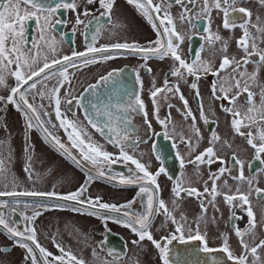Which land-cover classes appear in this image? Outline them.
<instances>
[{
    "label": "snow or ice",
    "instance_id": "6c2138e0",
    "mask_svg": "<svg viewBox=\"0 0 264 264\" xmlns=\"http://www.w3.org/2000/svg\"><path fill=\"white\" fill-rule=\"evenodd\" d=\"M127 3L133 5L147 19L156 32L155 40H150L146 44L115 42L96 46L98 36L105 28L102 21L110 23L112 29L123 27L119 22L112 20L115 0H0V88L8 89L7 95H0L2 106L0 111H7V106L12 105L23 116L25 127L23 152L26 155L24 173L33 182L40 178L33 168L34 145L29 138V131L34 128L42 132L44 140L56 147L75 165L85 169L90 164L95 169V174L88 169L84 183L75 191L66 194L57 193L55 190L19 191L17 177L11 174L8 167L12 159V149L9 146L7 156L0 152V181L6 185L5 190H0V197H41L64 203L50 206L46 203L28 204L19 199L12 204L8 200H0V228L7 233L13 248L23 249L24 264H89L55 237L51 238V242L58 254L50 251L39 240L35 221L42 215V210L49 207L66 208L71 203L72 211L96 217L104 226L102 239L92 246V255L98 261L100 256L96 249L104 250L109 244L111 229L108 228V223L112 222L135 234L133 245L140 247L144 241L150 242L156 250L160 264H173L170 246L174 241L184 245L198 242L197 248L192 249L189 254L205 253L208 257L203 261H197V264H264V239L257 236V227L264 229V209L261 212V220L258 221L252 203L253 197L264 200V188L258 185L255 175H245V161L239 158L233 143L220 132L210 130L207 146L200 148L201 141L205 139L200 122L205 126H218L216 105L219 101L221 111L229 117L228 127L232 134L243 138L254 151V159L264 165V160H261V156L264 155V83L260 80V72L264 69V47L260 46L264 44V0H255L254 6L246 5L245 0H127ZM173 5L181 9L178 19L186 22L191 28L197 27L196 21L207 22L203 29L205 33L203 39L220 53L218 65L214 61L202 59L199 53L191 62L183 58L181 45L185 34L177 30V17L171 14ZM69 11L75 15L73 34L81 25L85 29L82 35L86 41L89 39V29L93 30V34L91 42L86 43L85 51L72 48L69 54H60L58 48L60 41L51 33L57 25L66 23L65 20L56 17L63 16ZM213 12L222 16L223 29L229 32L240 29L241 34L234 38L239 57L229 52L233 37L225 38L219 30L212 31ZM29 22L36 25L37 34L42 42L40 45L28 39ZM203 50L202 46L201 51ZM125 55L138 56L142 59L144 63L139 68L148 73H151L152 69L147 62L153 57L161 60L169 58L173 61V65L165 74L163 85L158 87L154 78L149 89L153 116L163 128L162 133L153 132V135H162L166 140L172 138L169 133V126L172 124L171 113L161 118L160 103L167 101L170 96L175 97L182 102V106L177 110L184 121H191L188 124L189 134L185 135L183 132L177 134L179 144L185 146L189 157L185 160L180 151H176L175 156L180 167L184 169L186 164L192 165L197 177H202L201 166L209 169L207 179L203 180L202 190L192 183L186 185L183 180H176L171 188V207L161 198V186L158 182L161 174L167 175L169 180L173 179L168 175V169L163 166L165 158L162 150L158 149L156 144L152 145L156 153L155 159L161 164L155 171L151 169L149 162L142 161L127 150L141 142L139 136L133 137L129 132L128 126L132 123L130 113H142L147 130L152 131V122L148 120L149 113L142 98L144 82L139 69H132L139 87L133 91L125 89L127 103L113 105L108 102L103 106L99 103V89L121 82L124 68L113 69L100 75L96 82L87 84L79 94L74 95L72 91L75 72H70L69 69L79 71L82 67L106 63L117 56ZM250 63L255 65L252 71L248 70ZM202 75L216 78V82L210 85L207 105L200 89ZM173 77L176 78L175 81L170 82ZM188 77H192L191 82ZM8 78L14 79V86L8 85ZM181 83L192 90L193 99L197 104L195 112L181 90ZM89 92L95 99H88L85 105L84 93ZM242 96L246 107L238 103ZM37 98L41 102L33 103ZM44 100L53 105L55 119L59 120V125L52 123ZM74 101L78 107L84 109L86 124L80 121L75 113L73 118H70L67 115L70 108L62 110V105L70 106ZM225 101L227 103H224ZM167 107L171 109L175 105L169 103ZM89 108L92 109L91 114ZM101 118H106L105 122L101 123ZM2 123L0 119V124ZM87 126H91L104 136L108 143L118 146L119 154L114 155L104 150L102 144L93 140ZM57 127L67 132L69 145L66 146L61 138L50 130ZM2 146L3 142H0V147ZM172 147L178 149L175 140ZM224 150L230 151V157ZM229 159L232 162L231 166L228 164ZM118 162L126 165L130 163L134 168L128 167L129 175L112 174L111 165ZM214 164L221 166L213 171L211 166ZM248 167L251 169L252 164ZM233 168L237 169L236 174L233 173ZM260 171L264 172V167ZM183 175L181 172V176ZM225 175L236 181L235 191L227 179L222 180ZM101 178L121 185L138 186L136 197L118 205L104 202L100 196L88 195L91 183ZM217 197H222L224 204L229 208L228 219L232 229L231 234L227 231L220 233L217 237L218 246L212 247L207 226L209 223H217L216 213H220L221 217L223 215L217 205ZM188 198H194L199 204V213L192 222H189L188 216L181 211L182 202ZM137 201L140 202L142 210L133 208ZM209 208L213 210L211 216ZM27 209L31 210V215L27 214ZM237 210L244 211L248 217L243 229L236 223L243 219L237 216ZM17 214L22 217L23 225L13 219ZM158 215L165 217V224L162 227L167 223L174 226L173 230L159 239L152 231L153 219ZM73 231L82 237L85 243L90 239L79 229L73 227ZM232 234L237 239L239 252L232 247ZM9 251V246H0V264H7L5 257ZM107 254L113 260L120 258V253L113 247L107 248ZM101 264L111 262L105 259ZM134 264H140L139 260H135Z\"/></svg>",
    "mask_w": 264,
    "mask_h": 264
},
{
    "label": "flooded vegetation",
    "instance_id": "af4514ba",
    "mask_svg": "<svg viewBox=\"0 0 264 264\" xmlns=\"http://www.w3.org/2000/svg\"><path fill=\"white\" fill-rule=\"evenodd\" d=\"M246 5L254 6L255 0H245ZM181 9L177 5H173L171 9V14L177 17L176 24L177 30L185 34V39L181 45V51L183 58L188 62H191L197 53L201 55L202 59L214 61L216 65L219 64L220 53L216 52L215 49L210 47L207 42L203 39L205 35L203 29L206 25V21H196V28H191L186 22H181L178 17ZM66 21V23L57 25L52 31L51 35L60 41L58 48L60 54H69L72 48L77 51H85L86 43L91 42V35L93 30L89 29V39L85 40L82 33L85 31L84 26H79L76 33H72V26L75 21V15L72 12H66L63 16H57ZM112 20L114 22H119L123 27L118 29H112L111 24L106 20L102 21L105 24V28L102 30L101 34L98 36L96 46L111 44L115 42H138L140 44H146L150 40H155L157 38L155 30L151 27L147 19L140 14V12L133 6L127 3V0H115V6L112 13ZM95 23L92 26L94 29ZM212 31L219 30L220 34L225 38L233 37L230 42V54H235L239 57V53L236 49L235 39L239 37L240 29L237 28L233 32L223 29L222 27V16L218 15L216 12L212 13ZM29 41H35L38 45L42 42L37 34L36 25L34 22H29L28 30ZM31 44H29V47ZM203 46V51L201 47ZM264 47V44L260 45ZM217 48L219 45L216 46ZM144 61L138 56H117L115 59L110 60L106 63H96L89 65L87 68H81L79 71L76 69H69L70 72H75V76L72 81V91L73 94H79L89 83H94L98 77L102 74H106L108 71L113 69L124 68L123 79L118 82L115 86H102L99 89L100 98L99 103L103 106L104 103L110 102L111 104L116 103H127L128 96L125 93V89L133 91L138 89V85L135 81L134 73L132 69H139L140 76L144 82L142 98L145 102L147 111L149 113L148 120L152 122V131L147 130V124L145 123V118L142 113H130L132 117V123L128 126L129 132L133 137L139 136L141 142L138 146L129 147L127 150L130 154H134L137 158L142 159V161H147L151 164V169L153 171L161 167L159 161L155 159L156 153L153 151L152 145L156 144L158 149H161L164 156V167L168 169V175L173 177L172 180L168 179V176L161 174L158 178V182L161 186V198L169 203L171 207L172 193L171 188L176 180H183L185 184L192 183L194 186L201 187L203 180L207 179L209 169L206 166H201L202 177H197L195 169L192 165L186 164L184 169H181L178 158H176L175 153L177 150L185 157L187 160L188 150L183 144H179L177 139V134L183 132L185 135L188 133V124L191 121H184L182 115L177 110L182 106V102L175 97H169L167 101H161L160 103V116L164 118L171 113L172 124L169 126V133L171 139H164L162 135L155 136L153 132L162 133V126L155 120L153 116V105L149 95V89L152 87V81L155 78L156 85L162 86L165 74L169 71V68L173 65V61L169 58L163 60L153 57L149 60L148 66L151 67L152 72L148 73L143 68H139ZM14 67V66H13ZM254 64L248 65V70L252 71L254 69ZM176 78H171L170 82L175 81ZM189 82H191L192 77H188ZM260 80L264 83V69L260 72ZM216 78L208 75L201 76L200 89L201 93L205 98V104L207 105V97L210 95L209 88L211 83H215ZM8 85L14 86V79L8 78ZM67 87V86H66ZM181 90L185 97L189 100V104L195 112L197 109L196 101L193 99L192 90L186 85L181 83ZM64 90L62 89V93ZM8 89L0 88V95H7ZM85 100L84 104L87 105L88 99H95L92 94L84 93ZM109 96H111V101H109ZM258 101V98H257ZM41 101L37 98L33 103L39 104ZM43 103L46 105V110L50 113V117L53 124L59 125V120L55 119V111L53 105H51L47 100ZM171 103L175 107L169 109L167 105ZM224 103H227L226 101ZM240 105H244V97L242 96L238 101ZM220 102H217L216 112L219 118L218 126H205L200 122V127L202 133L205 137L201 141L200 148L203 149L207 146V138L209 136L210 130H215L220 132L222 136L229 139L230 142L234 141L233 134L228 127L229 117L227 114L223 113L219 107ZM2 107V106H0ZM70 108L67 111V115L73 118V113L79 118L80 121H84V109L78 107L76 102L70 106L62 105V110ZM115 111V109H113ZM92 109L89 108V113L91 114ZM0 119L3 123L0 124V142H3V146L0 147V152H3L5 156L8 154L9 146L12 149V159L8 167L10 168L11 174L17 177V183L19 188L17 190L23 191L35 190V191H53L57 193L66 194L70 191H75L80 185L86 180V171L88 169L92 170L95 174V169L92 165L88 164L87 168L82 169L75 165L70 159L62 155V153L54 147L52 144L46 142L43 137V133L37 129H32L29 131L30 142L34 145V155H33V168L36 173L39 174V179L29 180L23 171L25 167L26 155L23 152L24 144V120L20 112H18L14 106L8 105L7 111H0ZM106 118H101L100 122H105ZM6 125V127H5ZM173 125L175 126L173 128ZM57 136H59L65 145H69L68 134L62 128H50ZM87 131L91 134L94 141L102 144L104 150L113 153L114 155L119 154V147L107 142L104 136L92 129L91 126H87ZM173 140L178 144V149L172 147ZM250 147V146H249ZM251 148V147H250ZM230 157V151L224 150ZM253 151V150H252ZM78 154V153H77ZM239 158L244 160L239 154ZM261 160H264V155L261 156ZM244 173L246 176L255 175L258 185L264 188V172L260 169L264 167L261 165L260 161L254 159V151L250 158L244 160ZM229 166L232 162L228 160ZM252 164V168L248 167ZM106 166V165H105ZM221 165L214 164L211 166V170H216ZM128 167H133L134 165H127L123 162H118L111 165L112 174L124 173L129 175ZM181 172L184 173L181 176ZM233 173H237V169L233 168ZM11 176H9V180ZM227 179L228 184L235 191L236 181H233L229 176L225 175L222 177ZM5 183L0 181V190H5ZM246 188V186H244ZM10 190V188H9ZM226 191V189H224ZM138 192V186L136 185H121L118 182L110 181L107 178L97 179L91 183L88 188V195L92 197L100 196L104 202L123 204L132 200L136 197ZM16 199L22 202L33 204V203H46L50 206L56 204H63V201L56 199H45L41 197H0V200H8L10 204L14 203ZM253 208L257 215V220L260 221L262 209H264V200H257L255 197L252 199ZM217 205L220 208V212L223 214L222 217L220 213L217 215V223H209L207 226V231L209 235L210 246L216 247L219 244L217 237L222 232H229L231 234L232 224L229 222L230 211L229 208L224 204L222 197H217ZM72 205L69 203L66 208H56L49 207L47 210H42V215L35 221V226L38 231L40 242L47 247L50 251L58 254L57 249L51 242V238L55 237L58 241H61L64 245L70 247L78 256H82L89 264H101V261L107 259L111 264H134L135 260H139L140 264H160L159 257L156 253L154 247L148 241H144L143 245L137 247L132 244V241L136 239L135 234H133L129 229L112 222L108 223V228L111 229L109 234V244L105 246L104 250L99 248L96 251L99 253L100 260H96L92 255V246L97 241L102 239L101 233L104 232V226L100 219L89 216L87 214L76 213L71 210ZM133 208L136 210H142L140 202L137 201ZM228 209V212H227ZM181 211H183L189 218V222H192L196 215L199 213L198 201L194 198H188L181 204ZM28 215H31V210H26ZM213 210L209 208V216L212 215ZM237 216L243 217V219L238 220L236 223L243 229L246 224L248 217L246 213L242 210H237ZM179 216V213H177ZM13 219L23 225L24 221L22 217L18 214L13 217ZM165 217L163 215H158L153 219L152 231L154 236L159 239L160 236L166 235L169 231L173 230L174 226L167 223L165 227ZM73 227L79 229L82 233L87 234L90 239L87 243L83 242L82 237L78 236L74 231ZM202 229L204 225H201ZM257 228H260L259 226ZM264 239V235L260 237ZM231 244L237 252H239V246L237 239L234 234L231 235ZM9 246V253L6 254L7 264H24L23 261V249L13 248L11 246V241L7 238V233L0 228V246ZM198 242H191L190 244L184 245L180 244L178 241H174L172 248V253L170 254L173 264H197V261H203L207 259L208 254L199 253L198 255L189 254L192 249L197 248ZM113 247L117 252L120 253V258L118 260H113L112 257L108 256L107 248ZM179 253V256H177Z\"/></svg>",
    "mask_w": 264,
    "mask_h": 264
},
{
    "label": "rangeland",
    "instance_id": "374dc122",
    "mask_svg": "<svg viewBox=\"0 0 264 264\" xmlns=\"http://www.w3.org/2000/svg\"><path fill=\"white\" fill-rule=\"evenodd\" d=\"M233 138L235 139L234 141H232L233 148L238 152V154H240L244 160L250 158L251 155L253 154V151L246 144V142L244 141V139L241 138V137H239V136H233ZM227 190L228 189H226V191ZM227 212H228V209H227ZM260 220H261V218H260ZM263 235H264V229L257 228V236H258V238H260Z\"/></svg>",
    "mask_w": 264,
    "mask_h": 264
}]
</instances>
